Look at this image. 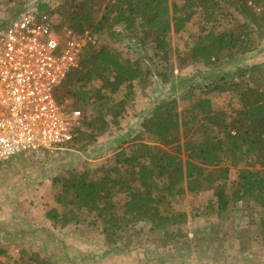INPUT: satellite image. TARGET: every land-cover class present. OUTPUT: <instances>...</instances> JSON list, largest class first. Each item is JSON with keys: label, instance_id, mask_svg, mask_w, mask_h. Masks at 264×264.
<instances>
[{"label": "trees", "instance_id": "16d2710c", "mask_svg": "<svg viewBox=\"0 0 264 264\" xmlns=\"http://www.w3.org/2000/svg\"><path fill=\"white\" fill-rule=\"evenodd\" d=\"M22 2L46 16L58 36L66 31L86 36L78 67L54 94L67 113L74 111L64 105L67 99L81 113L68 146L72 151H85L119 129L136 85L154 77L164 85L172 82L171 93L175 87L183 90L179 98H158L139 112V130L129 151L117 147L110 165L54 179V199L63 210L50 209L45 220L64 229L77 223L81 213L90 214L99 221L110 253L118 254L114 248L129 226L144 222L168 236L170 227L186 223V215L170 207L171 200L213 191L209 205L216 204L218 215L241 211L246 204L251 213L259 209L256 227L264 238V87H253L256 66L221 70L226 61L258 50L264 40V10L256 8H264V0ZM196 13L200 33L189 34L190 42L175 53L170 39L179 37ZM123 51L137 59L128 60ZM198 62L208 70L197 76L206 78L204 87L195 85V77L172 81L174 71ZM213 94L235 96L237 108L232 114L215 110ZM184 101L188 105L180 108ZM233 170L236 181L228 187ZM14 264L49 263L22 253Z\"/></svg>", "mask_w": 264, "mask_h": 264}, {"label": "rangeland", "instance_id": "374dc122", "mask_svg": "<svg viewBox=\"0 0 264 264\" xmlns=\"http://www.w3.org/2000/svg\"><path fill=\"white\" fill-rule=\"evenodd\" d=\"M22 1L0 0V25L32 6ZM44 1L51 5L61 2ZM256 10L263 11L264 8L258 6ZM198 17L196 13L185 31L179 37L170 39L175 53L182 51L185 43L190 42L189 34L200 33ZM53 20L57 21V18ZM122 53L128 60L137 59V55L126 51ZM147 55L150 56V52ZM255 66L258 67L254 72L257 84L253 87L263 88L264 40L259 43L258 50L226 61L221 70L231 72L234 67ZM207 71L198 62L174 71L171 79L176 83L185 78L195 77L197 80L198 75ZM204 80H197L195 85L204 87ZM227 81L230 79L227 78ZM171 83L164 85L152 77L136 85L128 105V118L121 122L119 129L101 137L85 151L33 152L15 156L0 165V264H14L22 253L36 255L49 264H264V238L259 236L256 227L259 209L251 213L244 209L246 204L241 211H232L228 216L218 215L213 212L216 204L209 205L214 201L213 191L197 195L187 193L171 200L170 207L184 213L186 223L170 227L166 238L162 232L155 231L144 222L129 226L114 248L119 249L118 254L110 253L111 248L101 232L99 221L90 214L81 213L77 223L64 229L54 228L45 220V213L50 209L63 210L55 202L58 187L52 184L53 180L73 171H99L112 163L117 147L128 152L132 145L130 142L139 130V112L150 107L158 98L160 101L182 95V87H175L173 93L168 91L174 86ZM211 102L215 110L228 114L237 108V98L233 95L213 94ZM74 104L75 101L69 99L64 103L67 109L78 110ZM187 105L188 101H184L180 108ZM234 181L236 173L233 170L228 187Z\"/></svg>", "mask_w": 264, "mask_h": 264}, {"label": "built area", "instance_id": "2783aa9c", "mask_svg": "<svg viewBox=\"0 0 264 264\" xmlns=\"http://www.w3.org/2000/svg\"><path fill=\"white\" fill-rule=\"evenodd\" d=\"M85 45V35L58 36L35 9L0 25V165L22 154L72 151L81 113H67L54 94Z\"/></svg>", "mask_w": 264, "mask_h": 264}, {"label": "crops", "instance_id": "0c3cea01", "mask_svg": "<svg viewBox=\"0 0 264 264\" xmlns=\"http://www.w3.org/2000/svg\"><path fill=\"white\" fill-rule=\"evenodd\" d=\"M45 227H46V225H45ZM48 227V226H47Z\"/></svg>", "mask_w": 264, "mask_h": 264}]
</instances>
